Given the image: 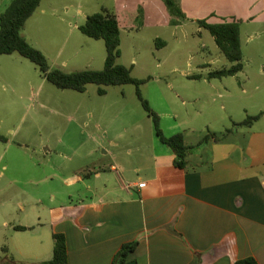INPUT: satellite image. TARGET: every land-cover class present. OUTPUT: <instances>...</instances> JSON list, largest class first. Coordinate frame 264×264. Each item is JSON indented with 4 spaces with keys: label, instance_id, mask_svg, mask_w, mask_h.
<instances>
[{
    "label": "rangeland",
    "instance_id": "obj_1",
    "mask_svg": "<svg viewBox=\"0 0 264 264\" xmlns=\"http://www.w3.org/2000/svg\"><path fill=\"white\" fill-rule=\"evenodd\" d=\"M9 1L0 0V13ZM176 1L183 15L172 13L163 0H41L22 33L51 67L97 70L104 65V42L83 34L78 26L103 7L120 12L127 27L119 30L118 62L143 80L141 93L158 113L163 133L182 131L187 143L197 148L207 131L220 135L232 119L244 118L243 107L255 113L264 104V0ZM248 10L257 15L252 23L257 28L250 39L242 38L243 68L235 75L203 81L210 71L228 68L231 62L196 20L219 22L230 13L242 18ZM196 75L199 78H193ZM225 87L232 93L227 97L219 94ZM97 88L95 83L84 91L57 88L29 59L16 52L0 55V135L5 138L0 139L1 221L29 220L23 211L44 220L50 207L67 203V193L60 192L70 188L64 177L44 179L48 159L62 162L71 173L82 164L107 163L106 147L113 146L118 158L130 162L136 161L140 142L167 148L155 135L133 84L107 85L103 94ZM194 97L199 100H188ZM262 118L254 127L264 123ZM98 134L107 137L101 145ZM214 140L220 144L221 138ZM129 149L131 155L125 152ZM190 152L196 154L197 149Z\"/></svg>",
    "mask_w": 264,
    "mask_h": 264
},
{
    "label": "crops",
    "instance_id": "obj_2",
    "mask_svg": "<svg viewBox=\"0 0 264 264\" xmlns=\"http://www.w3.org/2000/svg\"><path fill=\"white\" fill-rule=\"evenodd\" d=\"M232 18L239 20L242 50L243 36L250 39L257 28L252 24L257 15L248 10L242 18L230 13L227 20ZM260 19L264 24V15ZM243 84L240 91L245 92ZM176 94L186 100L180 91ZM219 94L232 93L225 87ZM261 106L255 113L243 107L246 115L262 113L251 125H232L245 117L232 119L231 132L220 144L213 139L193 146L184 168L174 165L171 148L156 142H140L131 162L118 158L113 146L106 147L107 163L97 161L92 169L82 164L71 173L62 162L46 160L44 179L64 177L70 188L60 192L69 200L50 207L44 220L24 211L29 220H0V264L50 260L53 232L65 235L68 264H111L119 247L133 240L137 243L125 264H235L246 256L264 264V123L254 127L264 117ZM105 138L98 134V145ZM125 152L132 154L131 149Z\"/></svg>",
    "mask_w": 264,
    "mask_h": 264
},
{
    "label": "trees",
    "instance_id": "obj_3",
    "mask_svg": "<svg viewBox=\"0 0 264 264\" xmlns=\"http://www.w3.org/2000/svg\"><path fill=\"white\" fill-rule=\"evenodd\" d=\"M41 0H10L5 9L0 13V55L16 52L21 56L33 62L41 71L43 77L57 88L73 89L84 91L88 83L98 85L97 91L100 94L105 93L104 86L131 83L135 86V93L147 115L151 118L155 135L160 142L167 145L174 153L173 163L176 167L184 168L186 166V157L189 150L194 146L187 144L182 131L165 135L160 128V117L158 113L150 107L148 101L143 97L140 84L142 79H138L131 74V68L118 62L120 56L119 50V30L124 27V19L116 12L107 8L88 14L83 24L78 29L85 35L94 39H102L105 45L106 56L104 65L101 69H82L75 71H63L56 67H51L45 54L37 47L32 45L22 33V28L26 20L32 15L38 7ZM168 9L176 14L183 15L181 8L175 0H163ZM199 27H203L212 35L216 45L224 56L231 62L228 68H221L210 71L207 76L223 77L234 75L243 68L242 50L239 38V20L232 18L223 19L220 22H209L206 18L196 20ZM160 41L157 39V42ZM159 45H163L161 40ZM195 77H198L196 75ZM262 113V112H261ZM261 113L255 115H246L244 119L232 125H251L257 120ZM231 127L216 134L213 131H207L196 142L199 145L209 140L225 137L231 132ZM0 139L5 138L0 135ZM15 229L24 230L26 227L15 225ZM53 248L50 260L41 261L38 264H68L67 245L65 235L61 232H53ZM137 241L123 243L113 256L111 264H125L128 255L133 251ZM3 252L7 251L6 246H2ZM14 264V263H2ZM235 264H258L253 256H246L235 261Z\"/></svg>",
    "mask_w": 264,
    "mask_h": 264
},
{
    "label": "built area",
    "instance_id": "obj_4",
    "mask_svg": "<svg viewBox=\"0 0 264 264\" xmlns=\"http://www.w3.org/2000/svg\"><path fill=\"white\" fill-rule=\"evenodd\" d=\"M144 182H139L137 185L139 186V187H142V186H144Z\"/></svg>",
    "mask_w": 264,
    "mask_h": 264
}]
</instances>
